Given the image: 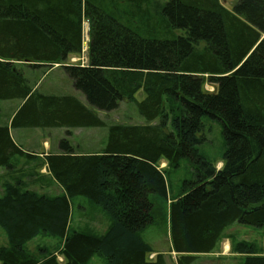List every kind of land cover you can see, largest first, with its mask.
<instances>
[{"label": "trees", "instance_id": "16d2710c", "mask_svg": "<svg viewBox=\"0 0 264 264\" xmlns=\"http://www.w3.org/2000/svg\"><path fill=\"white\" fill-rule=\"evenodd\" d=\"M85 22L88 65L67 64L83 52ZM18 64L62 66L86 103L40 93ZM10 100L22 105L11 125L0 126V168L32 158L12 129L66 130L58 152L45 157L65 193L5 187L0 228L8 243L0 264H90L97 255L108 264H167L162 255L147 260L153 250L141 236L169 198L163 161L194 165V180L169 207L178 264L211 254L234 224L264 229V0H236L232 10L220 0H0V101ZM129 100L144 124L107 126L98 116ZM206 117L222 124L220 170L198 150ZM86 128H108L101 151L79 153L67 139ZM77 197L108 215L104 234L70 232ZM41 235L64 240L58 255L27 249ZM237 251L247 256L243 264H264L250 246Z\"/></svg>", "mask_w": 264, "mask_h": 264}, {"label": "rangeland", "instance_id": "374dc122", "mask_svg": "<svg viewBox=\"0 0 264 264\" xmlns=\"http://www.w3.org/2000/svg\"><path fill=\"white\" fill-rule=\"evenodd\" d=\"M220 2L225 8L232 10L236 0H220ZM89 40V24L85 22L83 52L80 56L71 57L67 64H88ZM20 66H23L22 69L26 76L35 86V90L40 93L55 96L74 95L86 103L84 96L74 89L72 80L66 75L62 66L55 65L41 70L27 69L22 64H18L19 69H21ZM211 90L213 89L209 88V91ZM144 98L145 95L142 91L136 95L138 103ZM137 102L124 101L118 110L109 113L98 112V116L107 126L113 124L142 125L145 120L139 114ZM21 105L22 102L19 100L0 101V126L11 125L12 119ZM202 122L205 128L199 135L202 142L198 146V150L206 160L220 170L223 168L225 153L222 124L207 117ZM66 134V131L61 129L46 131L12 129L11 136L14 142L25 153L33 155L35 160H23L22 157H15L12 161L14 170L0 168V197L3 196L7 185H18L17 183L23 184L22 188L25 190L47 196L59 195L57 187L42 164V157L52 153L58 142L64 136L67 137ZM67 139L77 146L81 152L96 153L99 150L101 151L107 143L108 128L76 129L71 131V135ZM159 169L167 171L169 198L167 201L160 200V217L153 226L143 231L141 236L155 252L154 255L152 253L148 256V261L156 260V257L161 254L167 258L168 262L178 264L181 255L176 254L172 248L169 207L172 200L182 193L183 184L186 181L194 180V165L188 159H183L178 168L172 167L163 161ZM71 206L70 232L80 231L100 236L108 230L111 224L110 218L99 206L94 205L84 197L71 200ZM7 243V236L0 228V247L6 246ZM241 243L254 248V257H264V229L234 224L224 231L217 247L212 252V256H207L208 254L196 256V260L192 264H243L247 256L237 251V245ZM63 245V239L41 235L27 244L26 247L31 253L40 258L45 255L42 254L44 252L58 255ZM59 262H63L62 257L59 258ZM90 264H108V262L97 255L91 260Z\"/></svg>", "mask_w": 264, "mask_h": 264}, {"label": "crops", "instance_id": "0c3cea01", "mask_svg": "<svg viewBox=\"0 0 264 264\" xmlns=\"http://www.w3.org/2000/svg\"><path fill=\"white\" fill-rule=\"evenodd\" d=\"M61 130H63V129H61ZM64 131H66V130H64ZM74 145V144H73ZM75 146V145H74ZM76 148H77V151L79 152V153H81V151L78 149V147L77 146H75ZM54 150H53V152H55V153H57L58 152V144L56 145V148L54 147L53 148ZM49 150V149H48ZM100 151V150H99ZM82 153H93V152H82ZM31 155V154H30ZM44 155V154H43ZM32 156V158H30V159H27V158H23V160H31V161H33V160H35V158H34V156L33 155H31ZM47 155H44L43 157H42V159H43V161H42V164L44 165V167H45V170L47 171V173H49L48 172V169H47V167H46V165H45V157H46ZM36 157V156H35ZM15 169V168H14ZM14 169H12V170H14ZM50 175V174H49ZM51 177V176H50ZM51 179H52V177H51ZM52 181L54 182V185L57 187V193L59 194V195H62V194H64L65 193V191H64V189L57 183V182H55L53 179H52ZM153 249V248H152ZM155 254V252H154V249H153V255ZM152 255V256H153ZM161 255V254H160ZM212 256V253L211 254H208L207 256ZM159 256V255H158ZM157 256V257H158ZM163 256V255H162ZM157 257H156V259H157ZM165 259H166V261H167V264H172V262L170 263V262H168V260H167V258L165 257ZM147 260H148V257H147ZM156 260H152V261H149V262H155Z\"/></svg>", "mask_w": 264, "mask_h": 264}]
</instances>
